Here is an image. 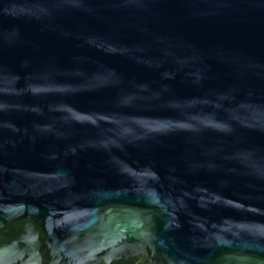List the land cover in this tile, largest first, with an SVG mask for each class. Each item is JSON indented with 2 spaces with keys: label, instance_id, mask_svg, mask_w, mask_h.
I'll return each mask as SVG.
<instances>
[{
  "label": "water",
  "instance_id": "water-1",
  "mask_svg": "<svg viewBox=\"0 0 264 264\" xmlns=\"http://www.w3.org/2000/svg\"><path fill=\"white\" fill-rule=\"evenodd\" d=\"M264 264V0H0V264Z\"/></svg>",
  "mask_w": 264,
  "mask_h": 264
},
{
  "label": "flooded vegetation",
  "instance_id": "flooded-vegetation-1",
  "mask_svg": "<svg viewBox=\"0 0 264 264\" xmlns=\"http://www.w3.org/2000/svg\"><path fill=\"white\" fill-rule=\"evenodd\" d=\"M110 264H145L142 257H136V258H121L118 260L113 261Z\"/></svg>",
  "mask_w": 264,
  "mask_h": 264
}]
</instances>
